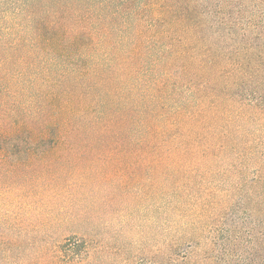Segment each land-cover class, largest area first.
<instances>
[{
	"label": "trees",
	"instance_id": "trees-1",
	"mask_svg": "<svg viewBox=\"0 0 264 264\" xmlns=\"http://www.w3.org/2000/svg\"><path fill=\"white\" fill-rule=\"evenodd\" d=\"M12 4L0 264H264V0Z\"/></svg>",
	"mask_w": 264,
	"mask_h": 264
},
{
	"label": "rangeland",
	"instance_id": "rangeland-1",
	"mask_svg": "<svg viewBox=\"0 0 264 264\" xmlns=\"http://www.w3.org/2000/svg\"><path fill=\"white\" fill-rule=\"evenodd\" d=\"M11 1L12 0H7V5H6V7L5 6H1V9H5V8H11V9H13V4L11 5ZM13 1H15V0H13ZM18 1V0H17ZM18 11V10H17ZM6 12H8V13H10V11H6Z\"/></svg>",
	"mask_w": 264,
	"mask_h": 264
}]
</instances>
